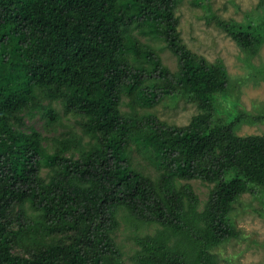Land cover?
I'll list each match as a JSON object with an SVG mask.
<instances>
[{"label": "trees", "instance_id": "obj_1", "mask_svg": "<svg viewBox=\"0 0 264 264\" xmlns=\"http://www.w3.org/2000/svg\"><path fill=\"white\" fill-rule=\"evenodd\" d=\"M180 3L0 0V264H124L114 239L120 212L155 228L134 239L131 264H220L212 251L239 237L228 218L234 204L249 194L264 205V134L235 132L260 119L217 115L229 76L221 60L182 42ZM206 22L249 57L264 43V26ZM139 36L162 43L176 72ZM123 97L139 108L178 97L198 113L171 126L122 112ZM53 102L81 119L89 142L71 135L47 150L24 119L43 111L56 122ZM133 143L154 177L132 161ZM192 180L213 185L201 210Z\"/></svg>", "mask_w": 264, "mask_h": 264}, {"label": "rangeland", "instance_id": "obj_2", "mask_svg": "<svg viewBox=\"0 0 264 264\" xmlns=\"http://www.w3.org/2000/svg\"><path fill=\"white\" fill-rule=\"evenodd\" d=\"M207 10H206V8ZM208 11V13H207ZM210 12V13H209ZM178 17V31L182 42L193 53L204 57L209 63L221 60L229 76L230 87L226 97L216 100L217 115L229 120L236 112H244L260 122L241 124L236 135L252 136L264 134V43L257 53L249 57L224 32L206 22L212 15L223 20H234L242 24L254 23L264 26V0H208L202 6L197 0H181L175 11ZM142 43L150 44L162 64L171 72H176V59L158 41L139 36ZM235 104L234 106L231 104ZM44 105L48 101L43 102ZM57 113L56 122H50L43 111H36L32 117L25 116L27 126L37 130L44 137L43 145L53 151L54 141L71 135L82 137L81 119L65 114L58 102L50 104ZM134 109V111H132ZM121 110L138 116H154L171 126L185 127L198 113L195 104L186 103L178 97H166L150 108L130 107L123 97ZM130 155L137 168L154 177L158 170L136 144H131ZM45 169L42 175H45ZM199 199V210L209 197L212 184L198 180L188 182ZM239 237L214 249L212 253L220 264H264V205L249 194L242 195L228 215ZM120 226L115 233V241L123 253L124 264L132 263V255L137 249L134 239L145 234H153L155 228L138 226L119 213Z\"/></svg>", "mask_w": 264, "mask_h": 264}]
</instances>
